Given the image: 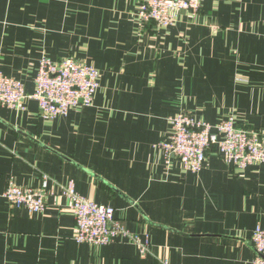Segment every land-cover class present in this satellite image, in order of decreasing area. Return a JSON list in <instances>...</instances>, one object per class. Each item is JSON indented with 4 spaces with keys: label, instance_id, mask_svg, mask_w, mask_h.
<instances>
[{
    "label": "crops",
    "instance_id": "0c3cea01",
    "mask_svg": "<svg viewBox=\"0 0 264 264\" xmlns=\"http://www.w3.org/2000/svg\"><path fill=\"white\" fill-rule=\"evenodd\" d=\"M140 0H0V71L34 91L42 57L100 70L89 106L41 117L38 104L0 105V264H252L264 227V164L227 165L214 148L187 171L164 158L181 111L264 132V0H204L176 22L141 23ZM9 177L39 187L46 208L13 207ZM112 206L127 236L74 240L58 187Z\"/></svg>",
    "mask_w": 264,
    "mask_h": 264
},
{
    "label": "built area",
    "instance_id": "2783aa9c",
    "mask_svg": "<svg viewBox=\"0 0 264 264\" xmlns=\"http://www.w3.org/2000/svg\"><path fill=\"white\" fill-rule=\"evenodd\" d=\"M204 0H140L138 18L141 23L153 22L168 26L177 21L183 11L196 13ZM100 70L76 61L71 57L39 60L34 78V91L25 92L21 80L4 75L0 71V105L23 109L25 99L38 104L41 117L51 119L65 115L70 107L89 106L99 86ZM171 126L170 139L159 143L164 158H177L187 171H199L208 150L214 148L227 165L244 168L255 163L264 164V132L236 125L233 117L217 123L194 119L181 111L168 118ZM46 177L39 187H22L9 177L2 196L13 206L30 212L46 208ZM58 197H66L74 216V240L94 245L113 242L119 236H127L146 256L149 241L133 235L115 217L112 206L98 203L78 194L72 183L58 187ZM254 249L252 264H264V227L256 225L252 231Z\"/></svg>",
    "mask_w": 264,
    "mask_h": 264
}]
</instances>
